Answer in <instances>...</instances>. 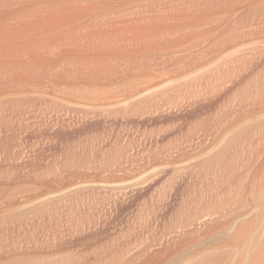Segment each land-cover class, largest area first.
Segmentation results:
<instances>
[{"label": "rangeland", "instance_id": "rangeland-1", "mask_svg": "<svg viewBox=\"0 0 264 264\" xmlns=\"http://www.w3.org/2000/svg\"><path fill=\"white\" fill-rule=\"evenodd\" d=\"M241 4L230 46L173 74L154 60L130 94L54 107L47 84L0 107V264H207L264 245V23Z\"/></svg>", "mask_w": 264, "mask_h": 264}, {"label": "bare ground", "instance_id": "bare-ground-1", "mask_svg": "<svg viewBox=\"0 0 264 264\" xmlns=\"http://www.w3.org/2000/svg\"><path fill=\"white\" fill-rule=\"evenodd\" d=\"M263 2L0 0V107L25 101L47 84L52 88L47 100L54 107L74 98L99 104L124 95L152 81L154 74L150 78L146 67L154 60L157 66L161 59L169 62L160 69L174 71V62L178 68L183 60L192 65L230 46L238 35L236 25L224 28L221 22L235 5L256 11L247 20L251 30L252 24L262 26L264 14L258 7ZM156 71L159 77L166 74ZM207 264H264V245Z\"/></svg>", "mask_w": 264, "mask_h": 264}]
</instances>
